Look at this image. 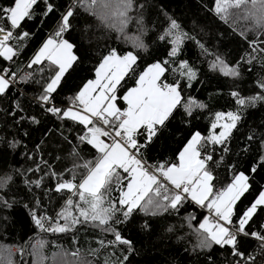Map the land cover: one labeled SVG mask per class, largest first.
Here are the masks:
<instances>
[{
	"label": "trees",
	"instance_id": "obj_1",
	"mask_svg": "<svg viewBox=\"0 0 264 264\" xmlns=\"http://www.w3.org/2000/svg\"><path fill=\"white\" fill-rule=\"evenodd\" d=\"M47 2L55 5L52 12L45 15L46 0H38L33 17H26L20 28L12 30L13 36L19 35L20 39L14 38L8 43L18 54L12 60L0 56V69L16 73L11 79L18 80L0 95V177H11L7 186L0 189V255L5 249L24 248L22 259L17 252L12 253L11 258L14 257L17 264H56V261L77 264L75 260L80 264H236L237 261L239 264H264L262 242L251 235L238 237V249L244 257L233 255L231 246L199 247L203 238L200 224L207 216L214 218L207 207L199 206L190 197L167 211L137 208L127 219L122 211L117 212L114 219L122 222L112 227L123 239L131 241V246L115 241V232L105 231L106 226H98L97 222H82L63 233L41 232L33 218L35 212L37 216L53 217L63 224L58 214L65 209L67 199L71 196L74 202L79 201L67 190L56 191V185L72 179L73 175L79 184L87 174L83 165L95 162L101 155L92 144L80 139L86 132L85 125L48 112V105L39 100L53 74L49 70L50 62L31 64L37 51L57 30L61 15L75 6L70 18L71 28L64 33V38L75 45L73 53L78 59L53 94L54 104L67 108L83 86L96 78L99 64L113 49L119 55L134 52L137 56L135 71L125 76L117 89L121 106H125V102L120 98L136 85L139 75L148 66L162 63L167 69L162 80L180 85L182 105L193 99L204 107L193 106L189 114L186 107L178 105L151 142L146 143L143 136L137 137L140 144H146L138 156L152 168L178 163L180 152L195 132L203 137L211 135L216 113L239 111L241 119L226 142H208L201 149L202 156L207 153L213 157L208 167L214 176V193L226 188L240 172L249 177V190L234 207L235 223L264 191V164L260 163L264 156V101L241 106L232 95L233 92L245 98L264 95V89L259 87V83H264V51H261L264 49V28L254 33L246 29L244 22L236 23L235 20L256 11H250L254 8L252 4L229 7L224 14L216 12L217 0H133L128 13L131 19L123 31H119L118 27L109 26L111 23L118 25L119 21L103 22L97 7L90 10L78 5L77 0ZM11 6L13 0H0V8ZM171 19L179 23L185 34L175 56L171 55L177 47L173 43L175 37L165 35ZM0 24L6 30L10 26L7 19ZM23 32L30 35L25 38ZM252 41L256 43H250ZM217 56L230 66L238 64L240 75L225 76L213 69L212 63ZM251 57L255 59L248 63ZM184 61L195 71V78L189 79L184 74L186 69L180 67ZM215 131L219 132L220 128ZM119 171L121 176H127ZM37 180L41 181L39 186L31 183ZM127 182L123 180V189L113 185L111 192L105 193V199L118 202ZM167 187L168 194L172 195L174 190ZM161 191L163 194V189ZM149 196L153 200L160 199L154 192ZM117 207L121 206L117 203ZM122 210H126V206ZM70 211L79 215L75 207ZM246 231L264 234V209H258ZM34 248L41 256L35 255ZM57 253L63 256H56L53 261ZM249 256L255 257L254 261L247 259Z\"/></svg>",
	"mask_w": 264,
	"mask_h": 264
},
{
	"label": "snow or ice",
	"instance_id": "obj_2",
	"mask_svg": "<svg viewBox=\"0 0 264 264\" xmlns=\"http://www.w3.org/2000/svg\"><path fill=\"white\" fill-rule=\"evenodd\" d=\"M37 3L38 0H13V6L0 8V21L7 19L10 22L7 30L0 24V33H2L0 35V56L12 60L18 54L14 46L8 43L14 38L20 39L19 35L13 36L12 30L20 28L21 21H24L26 17L28 19L33 17V9ZM248 3H251L254 8L257 5L259 7L245 18H251L255 25L264 28V0H217L216 12L227 14L229 7L240 8ZM77 4L88 7L90 10L97 7L103 22L107 23L110 19L118 20V25L111 23L109 26L118 27L119 31H123L131 19L128 13L132 9L133 0H77ZM54 7V3L46 0L44 14L52 12ZM74 10L75 6L69 7L61 15L57 30L49 36L31 64L39 65L45 60L50 62L49 70L53 74L44 86L43 94L39 100L48 105V112L85 125L86 132L80 139L92 144L101 155L95 162L89 161L83 165L87 169V174L83 176L79 184L75 182L76 176L73 175L72 179L62 180L56 185V191L67 190L77 196L79 201L74 202L71 196L67 199L65 209L58 214L59 219H63L64 223L60 224L52 217L37 216L33 212L36 225L42 230L63 233L82 222H97L98 226H106L104 227L105 231L115 232V241L131 246V241L123 239L120 233L112 227L113 224L122 222L114 219L117 212L122 211V215L127 219L137 208H142L145 211H148L149 208L167 211L169 207L177 208L187 196L197 204L207 207L215 217L212 221L205 217L204 222L200 224L203 238L200 240L199 247L211 248L213 244L231 246L233 255L244 257L245 254L238 249V237L243 234L257 238L262 242L261 247L264 249V234L246 231V226L257 214L258 209H264V191L259 193L251 206L234 223V207L236 202L249 190V177L240 172L234 176L226 188L214 193L212 184L214 176L208 167V162L213 157L207 153L202 156L201 153V149L205 148L208 142L218 144L226 142L232 129L241 119L239 111L216 113V122L211 125L213 130L211 135L203 137L200 132H195L180 152L178 163L160 164L155 166L154 172H149L142 160L137 158L140 149L146 146V144H140L137 137L143 136L146 143L151 142L153 137L165 126L173 110L178 105H182L180 85L161 80L167 70L162 63L157 62L148 66L139 75L136 86L130 88L120 98L127 103V107L122 110L117 106V89L124 77L135 71L133 66L136 64L137 56L132 52L121 56L113 49L99 65L96 71L97 78L89 80L71 99L67 108H60L54 104L53 94L60 87L66 72L78 59L73 53L75 45L64 38V33L71 28L70 18L73 17ZM29 35L28 32H23V37L26 38ZM165 35L175 37L173 43L177 47L173 48L171 53L172 56H175L185 35L175 19L170 20V27ZM160 38L164 39L165 37L161 36ZM250 43L255 44L256 42ZM140 46L143 47V44L141 43ZM246 55L250 56L251 54ZM252 59L255 57H251L247 62L251 63ZM180 67L186 69L184 74L189 79L195 78L196 73L188 66L187 61L182 62ZM212 67L225 76L237 77L240 75L238 64L230 66L219 56L213 61ZM15 76L16 73L0 69V95L9 90L12 83L11 78ZM259 87L264 89V83H259ZM232 95L237 97L236 102L241 106L254 105L258 100L264 101V95L259 94L247 98L241 97L237 92H233ZM182 106L188 109L189 114H191L193 106L204 107L203 104H199L193 99H189ZM17 107H19L18 103ZM32 119L35 120L34 117ZM222 120L225 122L220 124ZM89 125L91 126L89 127ZM217 127L222 129L218 134L214 131ZM103 137H110L111 142H106ZM260 163L264 164V156L261 157ZM259 166L258 164L257 167ZM119 170H122L127 176H121ZM161 176L173 186L175 191L172 195L168 194L169 188L161 183ZM125 179L128 181L126 190L121 191L118 202L111 198L106 200L105 193H110L113 185L123 189L125 187L123 180ZM10 180V176L0 177V189L6 187ZM31 183L39 186L41 181L37 180ZM152 192L160 199L153 200L149 196V193ZM206 201L207 203H205ZM38 203L39 201H37ZM117 203L121 207H117ZM124 206H126V210H122ZM73 207L78 210V216L70 211ZM152 214L155 215L156 212H152ZM46 224H49L47 228H45ZM115 241L109 243H115ZM11 256L12 253L9 250L7 264H13ZM247 259L254 261L255 257L249 256ZM0 264H5V259L2 256H0ZM236 264L239 262L237 261Z\"/></svg>",
	"mask_w": 264,
	"mask_h": 264
},
{
	"label": "rangeland",
	"instance_id": "obj_3",
	"mask_svg": "<svg viewBox=\"0 0 264 264\" xmlns=\"http://www.w3.org/2000/svg\"><path fill=\"white\" fill-rule=\"evenodd\" d=\"M254 9H256V8H252V9H250V11L251 10H254ZM235 16V15H234ZM246 16H250V14L249 13H247V14H245V15H243V16H241L238 20L235 18V20H236V23H239V22H244L245 24H246V29L248 30V31H251V32H256L257 30H258V28H261V27H259V26H257V25H255V23L253 22V20L251 19V18H245ZM128 53V52H127ZM126 53V54H127ZM134 55H135V53L134 52H132ZM119 55V54H118ZM36 56V55H35ZM121 56H123V55H121ZM103 61V60H102ZM101 64V63H100ZM99 64V65H100ZM99 67V66H98ZM98 69V68H97ZM163 77V76H162ZM162 77H161V80H162ZM97 78V77H96ZM91 80H95V79H91ZM124 80V79H123ZM136 85H134V86H132V87H135ZM131 87V88H132ZM126 94V93H125ZM125 102V101H124ZM126 103V102H125ZM117 106L120 108V109H125L126 107H127V103L125 104V106H121V105H119V101H118V99H117ZM225 121H220V124H223ZM220 128V127H219ZM222 129L220 128V131H221ZM215 131V130H214ZM219 131V132H220ZM213 132V131H212ZM217 134L219 133V132H217V131H215ZM164 178V177H163ZM165 179V178H164ZM166 180V179H165ZM170 183V182H169ZM211 198V197H210ZM190 199H191V197H190ZM193 201V200H192ZM195 202V201H194ZM196 203V202H195ZM205 203H207V201L205 202ZM197 204V203H196ZM199 206H201L200 204H198ZM207 212L215 219V217H214V213L213 212H211L209 209L207 210ZM207 218L210 220V221H212L213 219H211L210 217H208L207 216ZM205 220V219H204ZM204 220H203V222H204ZM202 237H203V235H201ZM6 250V252L4 253H2V251H1V255L0 256H2V257H4V259H5V264H7L6 263V259H7V257H8V252H9V250L10 249H5ZM22 250V251H21ZM13 252H17L18 253V255H19V257H20V259H22L23 258V256H25L24 255V248L23 249H11V253H13ZM34 252H35V248H34ZM59 252H63L62 250H59ZM35 255H37V256H41V254L39 255L37 252H35ZM56 256H58L59 258H61L62 256H63V254L62 253H57V254H55L53 257H52V259H53V261H54V259H55V257ZM6 257V258H5ZM13 258L14 257H12L11 259H12V261H13V264H17V263H15L16 262V259L15 260H13ZM37 259L38 260H40L39 259V257H37ZM75 262H77V264H80L81 262L80 261H77V260H75ZM56 264H66V262H63V261H59V262H55Z\"/></svg>",
	"mask_w": 264,
	"mask_h": 264
},
{
	"label": "built area",
	"instance_id": "obj_4",
	"mask_svg": "<svg viewBox=\"0 0 264 264\" xmlns=\"http://www.w3.org/2000/svg\"><path fill=\"white\" fill-rule=\"evenodd\" d=\"M0 35H2V33H0ZM18 83V80L17 79H12V85H16ZM65 107V106H64ZM103 139H105L106 140V142H111V138L110 137H103ZM137 158L138 159H141L142 160V162L144 163V165L148 168V170H149V172H154L155 171V168H152L144 159H142V158H140L139 156H137ZM157 175H159V174H157ZM160 180L162 181V182H164L166 185H168L169 187H171L173 190H174V188H173V186L167 181V180H165L162 176L160 177ZM175 191V190H174ZM187 197V196H186ZM49 217V216H48ZM53 218V217H52ZM53 220H54V218H53ZM49 226V224H46L45 225V228H47ZM40 231L42 232V231H46V230H42L41 228H40Z\"/></svg>",
	"mask_w": 264,
	"mask_h": 264
},
{
	"label": "crops",
	"instance_id": "obj_5",
	"mask_svg": "<svg viewBox=\"0 0 264 264\" xmlns=\"http://www.w3.org/2000/svg\"><path fill=\"white\" fill-rule=\"evenodd\" d=\"M46 41H47V40H46ZM46 41H45V42H46ZM9 45H10V44H9ZM43 45H44V44H43ZM39 50H40V49H39ZM39 50L37 51V53L39 52ZM37 53H36V55H37ZM34 57H35V56H34ZM33 59H34V58H33ZM95 79H96V78H95ZM125 104H126V103H125ZM90 126H91V125H89V127H90ZM153 187H154V186H153Z\"/></svg>",
	"mask_w": 264,
	"mask_h": 264
}]
</instances>
